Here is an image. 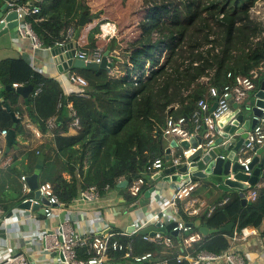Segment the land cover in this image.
<instances>
[{"label":"trees","instance_id":"16d2710c","mask_svg":"<svg viewBox=\"0 0 264 264\" xmlns=\"http://www.w3.org/2000/svg\"><path fill=\"white\" fill-rule=\"evenodd\" d=\"M8 1L40 7L39 13L26 20L44 47L76 41L79 52L91 58L107 52L108 68H71V74L81 76L86 85L68 95L59 81L34 70L24 57L0 62V132L13 129L27 141L24 148L29 150L31 168L44 155L40 185L49 183L62 205H68L86 187L78 184L73 173L76 168L82 173L86 156L100 162L87 182L100 192L115 188L123 177L145 176L146 165L163 150L167 119L184 117L185 126L192 129L198 101L207 98L211 102L210 87L221 91L231 85L228 73L251 78L255 89L263 80L258 70L264 66V20L253 12L259 0ZM82 14L86 21L80 25ZM108 22L116 25V33L102 39L100 25ZM14 84L31 86L28 109L19 92L5 89ZM75 119L77 125L71 130ZM33 126L42 137L35 136ZM46 135L49 139L44 141ZM17 147L13 143L6 152L0 138V151L12 154L14 160L20 155L15 152ZM62 152H78L77 161H59ZM53 153V163H49ZM67 170L72 173L69 181L61 174ZM196 181L195 196L204 201V208L191 215L177 203L182 221L192 223L188 232L176 236L162 232L171 238L169 245L145 240L140 234L132 238L115 235L113 239L122 248L109 250L104 264H190L187 255L201 251L220 254L229 248L228 237L264 223V185L242 206L237 191ZM33 197L30 191L20 195L18 202ZM134 199L128 196V201ZM209 205H214L211 212ZM229 223L231 229L219 231ZM199 227L215 231L183 245L182 237L198 232ZM85 251L78 248L79 257L86 258ZM126 251L131 256L150 253L151 257L135 262L125 257ZM175 252L183 258L177 260Z\"/></svg>","mask_w":264,"mask_h":264},{"label":"crops","instance_id":"0c3cea01","mask_svg":"<svg viewBox=\"0 0 264 264\" xmlns=\"http://www.w3.org/2000/svg\"><path fill=\"white\" fill-rule=\"evenodd\" d=\"M4 2L9 3L8 0H1L0 5ZM106 25L107 23L103 24L102 27ZM103 30L101 28V31ZM105 33L107 34V32ZM18 57H24L34 70L45 77L59 81L65 94L68 95L70 92L81 90L80 86L70 83L64 73L58 71L53 62L51 52L44 47L32 48L30 40L17 35L13 29L0 36V62ZM0 92L3 93L2 88H0ZM70 128L72 130V127ZM200 128L196 131L197 136L202 135L204 131L203 127ZM31 129L34 133L38 130L34 126ZM35 136L37 138L42 137L41 134L40 136L35 134ZM0 138L6 147V132L0 133ZM13 139L14 141L11 145L17 143L18 147L15 152L20 154L17 160H14L10 153L8 155L3 153L0 158V258L22 254L28 264H60L59 251L56 246H51L53 241L49 240L47 242L48 247L45 249V244L41 240L40 235L54 233L56 226L61 222H69L73 231L81 236L89 237L110 234L128 238L139 234L138 231L145 227L155 225L156 222H161L162 225H166L171 221L183 222L170 205L171 197L179 184L178 182H165L161 179L154 180L152 179L153 174H146L144 176L146 181L139 197V200L144 198L143 202H138L134 207L135 203L128 201L131 182L122 191L117 186L127 176L121 178L115 188L105 187L102 192L94 184L87 185V182L93 179L94 171L100 164L91 155L85 157L82 173L75 165L74 178L78 180V184H83L86 187L79 189L77 195L68 205L59 203L58 206H53L50 217H46L37 211L21 209L19 204L25 199L18 202L20 195L30 192V190H22L21 186L24 182L21 180V176L27 177L31 175L36 164L32 168L30 167V160L26 153L29 150L24 148L27 141L22 140L21 136L16 133H14ZM47 139H49V135L44 136L43 140ZM170 141L171 139L165 140L163 149L167 147ZM176 153L172 149L168 159L175 156ZM77 155L78 152H62L60 153L59 161L67 162V159L70 158V163H72L77 161ZM54 156L53 153L49 163H53ZM163 159V166H170V161L166 162L168 160H166L165 156H163ZM68 166L66 165L65 167ZM40 174L41 170L38 177L39 181ZM61 174L67 181L71 179L72 173L70 171H63ZM139 175L141 173H137L133 178L130 177L131 181ZM196 182L199 183V181ZM91 188L95 190L96 195L92 193V199H89L83 193L87 192L90 194ZM198 188L199 186L192 193V204H190V199L177 202L181 203L184 209L188 208L191 211V215H196L200 209L204 208V201L195 196L198 193ZM43 203L40 201L39 208H42ZM214 205L208 206V212L212 211ZM6 207L11 208L7 210ZM193 209L196 210L195 213L192 211ZM134 224L141 225V228L135 231ZM247 229L249 232L246 237H242L236 232L233 237L227 238L229 243L227 250L240 254L244 258L245 264H264V237L262 236L264 223L257 228L249 227ZM156 231H160V229L157 228ZM167 253L163 252V254ZM175 254H178V252H175ZM107 260L108 257H106ZM213 264L227 263L221 260Z\"/></svg>","mask_w":264,"mask_h":264},{"label":"built area","instance_id":"2783aa9c","mask_svg":"<svg viewBox=\"0 0 264 264\" xmlns=\"http://www.w3.org/2000/svg\"><path fill=\"white\" fill-rule=\"evenodd\" d=\"M38 2L40 0H32ZM9 4H12L9 2ZM14 11L16 12L17 25L14 27L16 34L28 38L32 44V48H43L44 46L40 43L36 35L31 29L30 24L27 22L26 18L30 15L37 14L40 11V7L37 4L27 3L25 5H14ZM3 19H0V23ZM49 52H51V47H44ZM76 57L82 60H89L99 63L101 57L89 58L82 52L77 51ZM227 77L231 79L232 84L225 86L221 91H218L214 87L209 88V97L212 99L211 102L207 98H202L197 103V108L192 114L193 127L192 129H187L185 126L186 119L180 117L178 119L169 118L166 121L165 128L163 130V137L166 139L181 141H190L193 137H196V131L200 127H205L203 129L202 136L205 140V145H210L214 138L217 136V131L215 129L216 122L229 114L232 110V103H237L238 106L243 105L246 101L244 96L248 91H256L255 85L251 78L245 76H233L231 73L227 74ZM69 82L78 86H85L86 81L76 74H70L68 78ZM17 84H14L16 86ZM216 102L215 108L210 111L212 103ZM260 116H254L255 125L247 131V138L238 147L234 153V161H236L240 166L243 167L244 174L251 175V170L248 164L251 162L253 155L256 153L257 149L264 144V107H261ZM77 125V120L71 123L70 127H75ZM7 132L2 131L0 133ZM37 136H40L38 130L35 131ZM224 143H218L216 147L222 148ZM197 147H192L191 145L187 149H183L181 153L176 154L171 157L168 161L171 164H178L182 157H186L192 152L197 150ZM248 152H252L248 154ZM3 152L0 151V158ZM150 154L145 155L148 157ZM163 154L159 153L152 158V160L146 165L144 173L154 174L155 172L165 168L163 166ZM224 158L223 156H221ZM264 174V167L261 170V174ZM260 174L258 181L247 188L244 191V196L246 199L252 200L256 196V189L264 185V180L260 181L263 175ZM141 173L138 177L133 179L129 185V195L133 196L135 199L132 203H138L139 197L142 193V187L145 184V177ZM21 180L24 182L23 190H29L25 183V176H21ZM199 186L196 181H190L184 183H179L171 197L170 205L173 207L174 211L177 213V202L183 199H190V204H192L191 194ZM39 194L46 199L43 203L42 209L43 214L46 217L52 215L53 206L59 205L57 197L52 193L51 186L49 183H43L38 187ZM247 191V192H246ZM92 193L96 195V192L91 188L90 194L83 193V195L89 199H92ZM31 203H38L40 206V201L34 198H30ZM188 212V208H185ZM194 213L195 209L192 210ZM135 231L141 228V225H133ZM191 226L186 225L184 222H177V225L173 227L172 230L177 231L178 234L186 233L190 230ZM248 229L243 228L238 232L242 237L248 235ZM236 234V233H235ZM202 234L198 232H193L187 236L182 237V244L188 246L202 238ZM41 240L45 244V249L48 247L47 242L49 240L53 241L51 245L56 246L60 254V264H104L106 261L107 253L109 250L121 249L122 246L113 239L110 234L106 235H93V236H81L80 234L73 231L69 222H61L56 226L54 233L52 234H41ZM51 238V239H50ZM143 239L150 240L156 243H162L165 245L171 244L172 240L170 237L164 236L161 231H155L153 236L143 235ZM49 245V246H50ZM84 247L86 249V258L79 257L78 248ZM126 258H131L135 262H140L142 260L149 259L151 257L150 253H146L141 256H131L129 251L125 252ZM182 254H177L176 259H182ZM186 258L189 260L190 264H213L216 261H225L227 264H245L244 258L238 254L228 250L223 251L220 254H213L201 251L195 256L187 255ZM0 264H28L25 257L22 254L10 255L7 257L0 258Z\"/></svg>","mask_w":264,"mask_h":264},{"label":"water","instance_id":"95a60500","mask_svg":"<svg viewBox=\"0 0 264 264\" xmlns=\"http://www.w3.org/2000/svg\"><path fill=\"white\" fill-rule=\"evenodd\" d=\"M14 6L7 2L0 5V19L3 22L0 23V36L11 31L17 25L16 12L13 10ZM86 21L85 15L82 14L79 18V24L83 25ZM76 41H70L66 44H60L55 46L51 50L53 62L59 72L64 73L68 79L72 67H87L92 69L108 68L109 62L107 59V52L101 56L99 63L94 61H85L76 57L77 53ZM11 88L19 92L28 107V95L31 90L30 85H16L6 86L5 89ZM2 93L0 92V98ZM216 106V102L212 103L210 111ZM6 107V105H5ZM261 107H264V73L263 80L259 87L253 93L252 99L246 100L243 105L238 106L237 103H232V110L229 114L225 115L216 122L215 129L217 136L214 138L210 145H205L204 138L202 135L192 137L190 141L171 140L167 147H165L161 154H163L166 160H169V154L171 150L181 153L183 149H187L190 145L192 147H199L195 152H192L186 157H182L180 163L171 164L159 170L152 175V179H161L165 182H183L186 180L196 181V179L206 180L218 188L229 191L235 190L238 192L242 206H245L248 202L244 196V191L251 185H254L261 174V170L264 167V144L257 149L253 155L251 162L248 164L251 170V175L244 174L243 167L234 161V153L239 146L246 140L247 131L255 125L254 116H260ZM250 116V119H248ZM13 119L16 121L17 117L13 114ZM205 129V127H203ZM15 131L10 129L6 132V152L9 151L11 143L14 141ZM155 135L158 132L155 131ZM218 143H224L222 148L216 147ZM223 156L224 158H222ZM44 155L40 154L37 158L35 169L33 173L25 177V183L30 191L34 192V199L41 202H46V199L39 194V173L42 167ZM131 182L130 177L124 178L118 183V187L122 191L128 183ZM144 198H140L139 203L143 202ZM137 203L134 204V207ZM19 207L24 210L37 211L43 214V209L39 208L38 203H31L30 199H25L19 204ZM186 225L192 226V223H185ZM177 225V221H171L166 225H162L161 222H156L155 225L145 227L138 231L140 235L153 236L156 229L159 228L161 232H169L176 236L177 231L172 230ZM232 228V224L219 229V231H226ZM215 230H210L205 227H199V232L202 235L213 233Z\"/></svg>","mask_w":264,"mask_h":264},{"label":"rangeland","instance_id":"374dc122","mask_svg":"<svg viewBox=\"0 0 264 264\" xmlns=\"http://www.w3.org/2000/svg\"><path fill=\"white\" fill-rule=\"evenodd\" d=\"M253 12L254 15L257 16L258 19L264 20V0H259L256 5L253 7ZM105 24V23H104ZM103 24L100 25V34H98V36H100V38L102 39H106L110 36H112L111 34H115L116 33V25L112 22H108L106 26L102 27ZM101 28H103L105 30V32H107V34L103 31H101ZM79 51V50H78ZM89 58H91L90 55H88ZM71 70V69H70ZM261 75H262V79H263V73H264V66L259 68V70ZM68 80V79H67ZM254 91H248L246 93V95L244 96V100H248V99H252ZM248 119H250V116H248ZM166 139L164 138V141ZM78 147V146H77ZM76 147V148H77ZM169 162V161H166ZM261 175H264L263 173ZM247 192V191H246ZM183 200H187V199H183ZM182 200V201H183Z\"/></svg>","mask_w":264,"mask_h":264}]
</instances>
